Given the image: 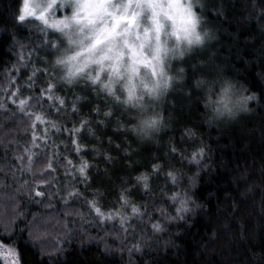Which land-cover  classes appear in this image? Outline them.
Returning <instances> with one entry per match:
<instances>
[{
    "label": "trees",
    "instance_id": "16d2710c",
    "mask_svg": "<svg viewBox=\"0 0 264 264\" xmlns=\"http://www.w3.org/2000/svg\"><path fill=\"white\" fill-rule=\"evenodd\" d=\"M20 5L0 0V243L15 249L18 264H264V99L218 133L200 125L197 104L185 111L178 98L176 131L159 146L137 147L104 97L56 82L45 47L53 37L32 18L16 19ZM221 10L217 22L240 37L236 71L264 93L255 75L264 0H221ZM50 82L64 105L47 92L38 99ZM36 112L44 123L33 122ZM73 128L75 136L66 130ZM177 192L191 195L187 210L177 211Z\"/></svg>",
    "mask_w": 264,
    "mask_h": 264
},
{
    "label": "clouds",
    "instance_id": "9594fccd",
    "mask_svg": "<svg viewBox=\"0 0 264 264\" xmlns=\"http://www.w3.org/2000/svg\"><path fill=\"white\" fill-rule=\"evenodd\" d=\"M30 6L48 21L36 30L53 37L45 47L56 82L86 85L104 97L137 147L159 146L176 131L178 98L185 111L197 104L200 125L218 133L264 99L235 69L231 53L240 37L217 22L221 0H30ZM6 30L0 24V34ZM256 56L255 75L264 84V45ZM136 180L148 185L144 174ZM173 199L180 207L184 201L182 210L193 203L181 192Z\"/></svg>",
    "mask_w": 264,
    "mask_h": 264
},
{
    "label": "snow or ice",
    "instance_id": "6c2138e0",
    "mask_svg": "<svg viewBox=\"0 0 264 264\" xmlns=\"http://www.w3.org/2000/svg\"><path fill=\"white\" fill-rule=\"evenodd\" d=\"M34 16H35V18L41 20L43 23H47V22H48V21L45 19V16H44L43 13L36 14L35 9L32 8V7L30 6V0H24V4H23V6L20 8V13H19L18 17H15V18L18 19L20 22H25V21H26V18L34 17ZM53 91H54V84L50 82V83L48 84V88L45 89V90H42V95H41V97L38 98V99H42V98H43V94H44L45 92H47V93H48V97H47V98H48L49 100H53V99H54V100L59 101V104H60V105H64V103H65L64 99H63L62 97L54 96V95H53ZM14 102H15V101H14ZM27 105H28V98H25V99H21V100H19V106H20V108H21L22 111L24 110V108H25ZM0 107H3V104H0ZM73 107H75V105H73ZM30 116L34 118V121H33L34 123H35L36 121H38V122H40V123H44V122H45V117H44L41 113H39V112H36V113H30ZM49 123H50L53 127H56L55 122H53V121H49ZM81 126H82V127H83V126H86V121H83V120H82V121H81ZM66 130H67V131H70L74 136H75L76 134H78L79 131H80L79 128L66 129ZM33 139L35 140V137H33ZM72 144L76 146V150H77V151H79L80 148L83 147L82 145H80V144L78 143V141H77L76 139H73V140H72ZM25 151L28 152V160H29V164H31V161H32V153H31L30 150L27 149V148L25 149ZM199 151H200V153H203V150H202V149L199 150ZM196 155H197L196 153L193 154V159H195ZM86 167H87V162H84V164H83V165L80 167V169H79V171H80V173H81L82 175L85 173V168H86ZM154 167H158V166H154ZM169 175L173 177V174H172V173H169ZM173 179H174V177H173ZM147 187H148V185L145 184V188H147ZM37 195H40V193H37ZM173 198H175V194L173 195ZM93 206L95 207V204H93ZM183 207H184V201H181V207L178 208L177 211H178V212H179V211H182ZM95 210L97 211L98 214L103 215V213L101 212V210H100L99 208H95ZM132 211H133V213H137V212L139 211V209H138L135 205H133ZM160 227H161V226H160L159 223H155V224H153V228H154L155 230H160ZM5 248H7V250L9 251V253H11L12 255H15V249H14V248H10L9 246L4 245L3 243H0V250L5 249Z\"/></svg>",
    "mask_w": 264,
    "mask_h": 264
},
{
    "label": "rangeland",
    "instance_id": "374dc122",
    "mask_svg": "<svg viewBox=\"0 0 264 264\" xmlns=\"http://www.w3.org/2000/svg\"><path fill=\"white\" fill-rule=\"evenodd\" d=\"M23 0H21V4H22ZM21 8V5H20ZM27 19H31V17L26 18ZM36 22L39 23H43L41 20L35 18ZM0 258L4 261L5 264H18L17 259H16V255H12L11 253H9V251L7 250V248L0 250Z\"/></svg>",
    "mask_w": 264,
    "mask_h": 264
}]
</instances>
